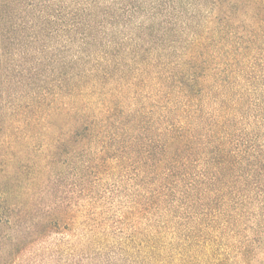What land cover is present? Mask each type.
Returning a JSON list of instances; mask_svg holds the SVG:
<instances>
[{"label":"trees","instance_id":"trees-1","mask_svg":"<svg viewBox=\"0 0 264 264\" xmlns=\"http://www.w3.org/2000/svg\"><path fill=\"white\" fill-rule=\"evenodd\" d=\"M263 182L264 0H0L8 264H242Z\"/></svg>","mask_w":264,"mask_h":264},{"label":"rangeland","instance_id":"rangeland-1","mask_svg":"<svg viewBox=\"0 0 264 264\" xmlns=\"http://www.w3.org/2000/svg\"><path fill=\"white\" fill-rule=\"evenodd\" d=\"M61 168V165L57 164L54 172H58ZM91 181V177L87 174L81 175L75 195L90 196L91 205L87 209L100 217V182L91 186ZM89 187L91 191H87L86 188ZM250 196L247 208L241 216L242 225L237 242L245 243L246 257L242 264H264V182L261 190L251 193ZM9 219L8 203L0 198V264H8L10 245L17 243L20 237V228L17 223L13 224L16 221L10 222ZM15 248L17 249V246H14V250Z\"/></svg>","mask_w":264,"mask_h":264}]
</instances>
